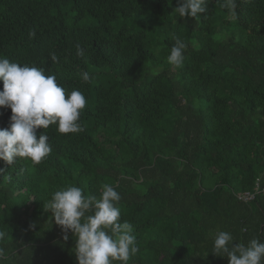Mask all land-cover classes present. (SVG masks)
I'll return each mask as SVG.
<instances>
[{"label":"trees","instance_id":"obj_1","mask_svg":"<svg viewBox=\"0 0 264 264\" xmlns=\"http://www.w3.org/2000/svg\"><path fill=\"white\" fill-rule=\"evenodd\" d=\"M225 5L191 18L178 0H0V57L44 67L87 101L83 131L36 130L52 145L40 163L0 160V264H78L75 237L45 210L69 185L120 194L139 247L128 264H229L212 252L220 231L264 242V196L237 198L264 185V0ZM11 115L0 107V128Z\"/></svg>","mask_w":264,"mask_h":264},{"label":"clouds","instance_id":"obj_2","mask_svg":"<svg viewBox=\"0 0 264 264\" xmlns=\"http://www.w3.org/2000/svg\"><path fill=\"white\" fill-rule=\"evenodd\" d=\"M208 0H178L174 12L180 17L196 18L207 11ZM226 7L232 10L236 0H226ZM35 30L29 36L34 38ZM187 45L176 38L171 48L168 62L179 67L185 57ZM77 55L83 56L84 49L77 44ZM54 63L58 57L50 55ZM84 82H89L88 72L82 73ZM0 107L10 108L12 115L8 128H0V160L12 165L17 158H29L40 163L52 152L49 137L44 133L37 139L36 130L57 125L62 134L83 131L79 122L81 112L86 107L85 95L77 89L71 92L58 83L54 74L44 67L20 64L0 57ZM67 97V98H66ZM0 169V173H3ZM120 194L110 184H104L99 198L85 195L81 187L66 186L52 194L45 206L50 211L56 225L62 228L63 239L68 240V232L75 237V251L78 264H128L132 256L139 252L133 224L121 222L118 206ZM34 227V225H32ZM6 233L0 230V240ZM231 233H217L212 252L217 256H227L229 264H264V242L252 239L247 245L233 244ZM4 249L0 247V257Z\"/></svg>","mask_w":264,"mask_h":264},{"label":"built area","instance_id":"obj_3","mask_svg":"<svg viewBox=\"0 0 264 264\" xmlns=\"http://www.w3.org/2000/svg\"><path fill=\"white\" fill-rule=\"evenodd\" d=\"M264 196V185L261 180H258L253 190L245 191L237 194L238 200L249 203L254 201L257 197Z\"/></svg>","mask_w":264,"mask_h":264}]
</instances>
